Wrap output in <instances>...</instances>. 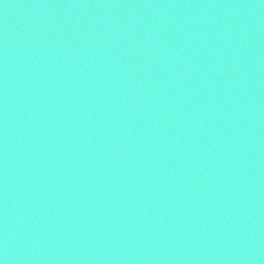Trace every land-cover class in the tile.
<instances>
[{"label":"water","instance_id":"obj_1","mask_svg":"<svg viewBox=\"0 0 264 264\" xmlns=\"http://www.w3.org/2000/svg\"><path fill=\"white\" fill-rule=\"evenodd\" d=\"M0 264H264V0H0Z\"/></svg>","mask_w":264,"mask_h":264}]
</instances>
